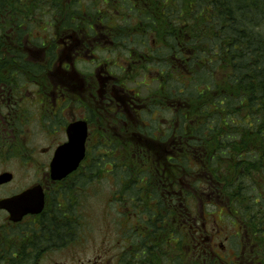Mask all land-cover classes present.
I'll use <instances>...</instances> for the list:
<instances>
[{
  "label": "trees",
  "instance_id": "obj_1",
  "mask_svg": "<svg viewBox=\"0 0 264 264\" xmlns=\"http://www.w3.org/2000/svg\"><path fill=\"white\" fill-rule=\"evenodd\" d=\"M77 1L66 7L67 19L83 15ZM87 1L91 11L94 3L116 7L109 14L124 17L121 29L126 32L119 40L128 49L150 47L152 40L159 45L144 60L143 69H156L160 85L146 96L150 125L138 131L146 142L162 143L161 156L152 163L127 165L116 155L121 149L116 142L101 144L104 153L95 162L98 171H106L109 163L107 173L118 175L126 196L115 201L140 210L133 248L119 264H163L167 246L173 264H227L209 242L204 250L195 248L194 210L202 215L208 205L226 210L239 225L244 264H264V0ZM63 3L0 0V76L38 71L26 43L32 39L42 45L44 30L60 18ZM139 28L144 34L135 33ZM157 111L170 115L168 124H160L161 132L152 118ZM143 146L153 154L149 145ZM84 178L70 186L54 219L44 220L36 244L49 241L53 247L68 241L66 229L81 225L77 208L69 203ZM125 218L133 219L129 214ZM199 229L203 241L204 228Z\"/></svg>",
  "mask_w": 264,
  "mask_h": 264
},
{
  "label": "flooded vegetation",
  "instance_id": "obj_2",
  "mask_svg": "<svg viewBox=\"0 0 264 264\" xmlns=\"http://www.w3.org/2000/svg\"><path fill=\"white\" fill-rule=\"evenodd\" d=\"M67 1L64 0V9L57 15L60 18L51 29L44 30L47 35L43 37L42 45L32 43V39L26 43L30 60L40 65L38 71H32L29 75L0 76V141L4 142V139L8 144L14 137L16 139L17 125L22 119L40 122L48 129L49 140V146L43 150V155L47 157L45 168L38 171L41 180L0 197L1 201L37 186L42 187L45 197L42 212L27 214L19 221L11 220L10 212L0 208V218L3 219L0 221V264H24L28 260L30 248L40 258L50 248L67 245V241L54 242L57 244L53 247L49 241L35 243V238L40 237V232L44 230V220L54 219L57 208L69 196L65 194L72 190L70 186L76 185V182L81 184L78 179L80 176L93 173L86 163L89 157L90 164L97 162L99 144L105 142L110 145L117 142L123 145L125 138L122 134L118 135L117 130H122L127 137L133 129L137 132L139 126L150 125L144 116L150 104L148 98H141L136 89L128 87V83L134 82V86H137L142 81L137 80L139 71L144 72L142 67L155 48L150 46L141 49L137 45L128 49L125 46L127 43L123 39L119 40V36L126 32L121 29L125 19L122 16L116 19L110 16L109 13L115 6L94 3L93 11H83V17L76 14L67 19L63 16L67 14ZM77 3L80 7L83 6V0H78ZM135 33L144 34L140 28ZM38 35L40 36V32ZM36 38L38 37H34V40ZM41 61H44L43 65ZM127 65L130 70H126ZM83 69L87 71L84 72ZM21 78L30 79L31 82H36L39 78L37 90L31 95L26 94L23 84L18 82ZM108 116L113 117L111 122L108 121ZM78 124L81 129L87 128L86 155L75 171L62 179L54 180L51 164L57 149L70 141L69 130ZM137 135L139 141L145 142L139 133ZM4 173L10 172L4 171L0 175ZM69 204L73 206L75 203ZM205 224L203 222V227ZM65 233L69 234L68 244L79 243L72 227L66 229ZM46 234L49 236V231ZM210 239L211 236L207 235L204 241ZM218 246L222 245L211 247ZM241 252L244 256L245 251Z\"/></svg>",
  "mask_w": 264,
  "mask_h": 264
},
{
  "label": "rangeland",
  "instance_id": "obj_3",
  "mask_svg": "<svg viewBox=\"0 0 264 264\" xmlns=\"http://www.w3.org/2000/svg\"><path fill=\"white\" fill-rule=\"evenodd\" d=\"M67 7H71L70 1L66 2ZM90 2L83 0V11H91L92 8L89 6ZM114 11H116L114 9ZM130 29V28H129ZM51 32V31H50ZM47 35V34H46ZM151 47L156 48V44L151 43ZM42 65L44 61H41ZM145 64V63H144ZM126 70H130L129 66H126ZM143 69V67H142ZM82 71L86 72V69ZM142 71V70H141ZM137 80H142L137 86L135 83H128V87L136 89L140 93L141 98H146L147 95L152 94L156 88L160 85L158 72L156 69H144L141 72ZM29 75V74H24ZM91 76V75H89ZM40 79L37 78L36 82H31L30 79L21 78L18 80L19 83L23 84V91L31 95L37 90L36 83ZM139 86V87H138ZM150 103V102H149ZM148 111V112H147ZM151 110L146 109L144 116L146 120L147 113ZM169 114L164 111H157L154 114L155 122L154 127L161 132L162 127L160 124H168ZM108 121L111 122L112 116H108ZM96 125V124H95ZM162 126V125H161ZM96 127V126H95ZM100 127V123H99ZM131 131L129 136H125L122 130H117L118 135H123L125 142L121 146V149H116L117 156L120 161H125L128 164L143 162H153L154 157L161 156L160 150L162 143L157 140L148 139V141H139L138 133L135 129ZM132 132L135 134L132 135ZM132 137L130 138V136ZM16 139L6 144L0 141V173L4 171L12 172L14 174L13 180L7 185L0 186V197L15 193L16 191L25 188L35 182L40 181L38 171L45 168V161L47 157L43 155L44 148L49 146L48 129L45 128L40 122L32 120L24 121L19 120L16 129ZM144 140V135H142ZM9 140V138H8ZM108 142V141H107ZM10 144L12 146H10ZM105 146V142L101 143ZM98 146V155H103V146ZM143 145H149L152 148L151 153L147 154L146 147ZM115 150V149H114ZM112 153V152H111ZM156 153V155H155ZM115 156V155H114ZM155 160V159H154ZM123 165V163H121ZM87 167L93 171L92 174H84L83 184L76 190V194L72 195L71 201L74 202V206L77 208L78 214L81 221V225H74V230L77 233L78 244H68L62 247L50 248V250L43 254L40 258L33 249H28V260L24 264H119L121 261V255L127 251L132 250L133 242L135 241V233L133 227L137 223L139 217L138 206L133 208L128 207L127 203L123 206L122 203L116 202V198L120 199L121 196H126L121 192V181L116 176L115 171L107 173L111 170V165H106V171H98V165L90 164V157L86 163ZM125 165V164H124ZM106 172V173H105ZM133 186V185H131ZM127 199V197H126ZM125 199V200H126ZM63 202V201H62ZM128 203H130L128 201ZM138 202H136L137 205ZM72 208V207H70ZM192 222L194 223L193 232L198 234L197 248L198 251L204 250L205 245L210 247H216L217 244H221L222 248H215L219 253L220 261L223 263H232L237 260L244 264V256L240 255V259H236L237 251L243 250L240 244L241 239L237 237L239 225L236 226L231 217L227 216L226 210L213 209L211 205L206 206L202 215L197 210H194ZM129 214L133 219L127 220L125 215ZM205 215V217H204ZM146 219V216L144 217ZM0 221H3L0 218ZM219 221V223H218ZM199 222V223H197ZM205 222V227H203ZM217 222V223H216ZM192 223V224H193ZM199 224V225H197ZM204 228V238L199 233V227ZM219 229V233H215L216 229ZM208 232H207V231ZM211 235V239L205 240V236ZM224 244V247H223ZM172 246V245H171ZM169 251L164 252L168 257H172L174 253L167 246ZM175 249V246L174 248ZM240 250V252H241ZM162 253V252H155ZM242 253V252H241ZM159 256V255H158ZM239 256V255H238ZM168 257L164 258L163 264H173V260H169ZM212 257V256H211ZM216 256L215 258H217ZM34 260V262L31 261ZM131 260V258H129ZM190 259V257H189ZM246 261V260H245Z\"/></svg>",
  "mask_w": 264,
  "mask_h": 264
},
{
  "label": "water",
  "instance_id": "obj_4",
  "mask_svg": "<svg viewBox=\"0 0 264 264\" xmlns=\"http://www.w3.org/2000/svg\"><path fill=\"white\" fill-rule=\"evenodd\" d=\"M79 125L70 128V141L57 149L56 156L51 164L54 180L62 179L75 171L86 155L87 128L83 127L81 129ZM12 178V173L1 174L0 184L7 183ZM44 205V192L40 186L0 201V208L8 210L13 221H19L30 213L42 212Z\"/></svg>",
  "mask_w": 264,
  "mask_h": 264
}]
</instances>
